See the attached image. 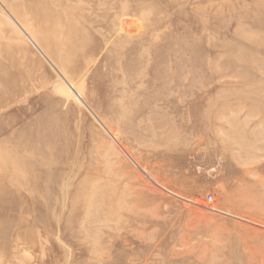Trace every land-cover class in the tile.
<instances>
[{"label": "rangeland", "instance_id": "rangeland-1", "mask_svg": "<svg viewBox=\"0 0 264 264\" xmlns=\"http://www.w3.org/2000/svg\"><path fill=\"white\" fill-rule=\"evenodd\" d=\"M0 264H264V0H0Z\"/></svg>", "mask_w": 264, "mask_h": 264}, {"label": "bare ground", "instance_id": "bare-ground-1", "mask_svg": "<svg viewBox=\"0 0 264 264\" xmlns=\"http://www.w3.org/2000/svg\"><path fill=\"white\" fill-rule=\"evenodd\" d=\"M127 31H128V30H127ZM127 31H126V32H127ZM123 79H124V78H123ZM140 85H141V84H140Z\"/></svg>", "mask_w": 264, "mask_h": 264}]
</instances>
